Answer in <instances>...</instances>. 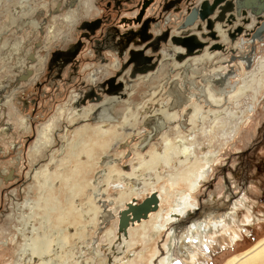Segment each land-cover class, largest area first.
<instances>
[{"label": "rangeland", "instance_id": "374dc122", "mask_svg": "<svg viewBox=\"0 0 264 264\" xmlns=\"http://www.w3.org/2000/svg\"><path fill=\"white\" fill-rule=\"evenodd\" d=\"M196 2L197 0H183L176 6V10L184 11ZM103 6L104 2L101 0H0V264H21L17 253L22 237L19 236V232L16 229L19 227L18 223L21 222V217L17 216L19 212L16 213L15 211L14 201L22 205L25 200L38 198L41 186H39V182L47 179V174L50 175L52 170L49 169L41 173L38 181L33 176L36 167L37 169L41 168L44 164L49 167V163L53 164L51 157L56 160L61 159L62 162L66 163L68 160L66 155L70 151L64 149L63 145L65 143L76 144L75 151H77L84 144H90L91 142L88 140L96 138L94 134H91L90 129L84 133L83 130L76 131L78 128L81 126L93 127L99 124L107 127L108 125L118 124L122 127V122H124L122 120L123 115L129 111V116L125 122L138 123L134 127L126 126L124 127L125 129L119 131L120 133L118 132L116 139L110 142V147L105 152L98 151L97 158L99 159L96 158L97 164L92 166L93 170L91 169L92 173L89 175L91 176L89 177V179L91 178V184L96 181L94 178L95 174L100 177L97 180V184H95L94 192L96 189L105 190L103 194L107 200H105L106 205H108V201L113 199V195L119 186L116 184L117 181L107 182V176L110 175L111 169L110 167L107 168L106 162L102 163V160H105L104 156L118 158L119 161H117L116 167L122 171H128L129 161L135 157V151H140L137 147V150H133V148L149 131V127L144 126V121L150 116L160 101L166 102L171 98L169 90L173 89L167 79L168 75L160 74L159 77L149 79L145 77L151 72L148 71L141 74L137 73L135 78L130 79L127 73H124L125 76L122 81L126 87L121 91V93H124L122 97L118 98L117 101L113 100L103 103V99L116 98L117 96L96 91L101 96V99L87 98L84 104L79 105L78 109L82 113L85 111L88 113L84 115L76 113L78 109L74 108L73 100L79 91L84 95L90 88H95L104 78L114 75L119 67H110L109 64L113 61L116 60L117 66H120L126 60V55L121 58L116 52L105 50L101 54L103 58L101 61L100 57L88 45V42L79 53V67L75 75L71 77L70 82H64V79L51 81V78L47 76L49 74L47 62L51 52L58 48H65L69 43L74 42L81 33L77 29L80 21L90 20L102 12L106 13L105 6ZM131 11L123 9L118 16L116 12L111 10L112 22L119 21V17L122 15L130 16L132 14ZM173 11L174 9H170L168 10L169 13L163 12L162 17H158L157 14L153 13L155 18L158 17L161 20L159 24H162V26L154 27V23L151 22L150 32L155 34L158 30L164 29L165 25L166 27L170 26L175 31L176 26L163 22L164 16L172 15ZM175 14H178V12ZM180 18L179 16L177 21L181 20ZM207 40L210 41L209 38ZM139 44L140 42H137L135 46ZM164 45L161 44V46ZM255 52H257L255 60L251 63L249 69L244 67L239 69V65L236 62H232V68L239 73L238 78L239 76L240 78L237 86L226 95V98L221 96L219 91H216L218 90V84L215 87L213 86V89L205 90L203 94L198 90L200 85H203V88L207 86L201 76L209 75L218 67L228 68L231 65L230 62L227 65L226 62L219 60L222 56L220 52L216 53L218 55L212 61L204 62L205 64H200L197 68L189 70L186 79H182L181 75L177 76L180 73L179 71H181V67L179 69L173 66L174 72L170 74V79H175L177 76L176 79L179 82L177 84L186 92L187 96H190L191 93L197 94L198 98H195L194 95L190 96L188 103H190L193 112L194 110L197 112L195 115L199 113L203 115L202 125L200 124L202 128L200 125H190L191 127L194 126L193 128H199L197 143L198 147L202 146V149L196 150L195 155L201 157L206 152L209 143L216 153L220 152L218 153L219 160L206 167L208 176L192 192L193 207L173 222L168 230H165L154 241V244H149L146 247L145 250L152 251L155 249L152 264H160L161 260L171 252L172 264H195L187 260L184 254L179 251V249L184 251L183 247L186 245L181 247L183 241L180 243L177 234H180L183 229V231L188 229L191 223L209 220L210 215H213V218H211L215 220L220 218L232 206V202L235 203L239 197L243 199L244 204L237 203V213H235L234 220L226 218L227 214L224 219V225H232L235 228H239L242 234L241 239L231 243L230 239L226 237L227 240L223 241V243L222 241H216L220 236L219 232L209 233L216 240L209 239L211 247L204 255V260L199 258V262L202 261L201 263L204 264H225L234 257H237V259L233 260V264H242V262L243 264L249 262V264H261V262H264V144L259 148V151L253 155L251 154L252 157L248 156L244 161H240L239 165H236L238 163L235 159L236 152L243 150L245 142L248 143L257 136V127L261 124L260 120L262 119V114L256 113L253 116L250 110L264 91L262 89L263 91L258 93L260 78L264 76V63L261 62L264 60V40L257 45ZM228 54L226 53L225 55L228 57ZM102 67L108 68V73L105 75L98 74L94 81H90V72L95 69H102ZM27 68H30L32 73L27 80H20V76L26 72ZM54 73L53 71L50 77ZM248 75L251 77L245 83L246 90L244 89V93L240 96L234 97L233 95L238 87L242 85V78ZM67 77L68 73L63 71L62 78ZM210 94L219 98V103L212 102L209 97ZM17 96L28 99L30 101L29 105L24 106L22 101L17 102ZM106 103L112 105L106 110V114L116 117L113 122L97 118V110L106 106ZM182 108V106L178 108V113H180L178 120L181 118ZM189 114L190 112L187 113V116ZM213 117L220 118H216V120ZM192 122H195V120ZM197 122L198 120H196ZM232 122H239L238 132L235 135L232 129H229ZM173 124H169V128L164 133L167 132L171 135ZM210 125H214L215 138L211 137L207 132L210 130ZM181 133L187 134L188 130H182ZM230 136H233V138L230 139ZM173 137L174 135L171 136V138ZM158 139L152 143L158 142ZM92 145L94 148L95 144L92 143ZM153 148L154 146L151 145L141 151V153L152 151ZM61 150L65 151L62 153ZM226 160H229V164L233 167L235 176L224 170L226 165L223 164ZM73 163L74 158L71 159L70 164H63V166L70 167ZM257 164L258 168L256 169ZM102 169L106 170L103 174L104 176L98 174ZM227 176H230V178ZM163 182L166 184V179L160 180L158 185ZM140 184H143V182L141 181ZM124 186L126 185L124 184ZM124 186L120 185L121 188H124ZM88 192H91L90 188H88ZM175 192L172 189L170 190L172 195ZM153 194L157 195V192ZM12 196L15 197L14 200H12ZM230 196H233L231 200ZM62 197L59 199L63 202ZM126 197L123 200L125 208L129 202L141 204L147 198L144 192L139 195L138 193L132 194V198H130L131 195ZM79 199L83 200V204H89L87 209H91L90 203L85 201L83 196ZM172 199H174L173 196L167 198L161 202L160 206L167 207ZM95 204L99 205L96 201ZM158 205L155 209H158ZM125 208H122L120 213L123 210H128ZM24 212H27L26 209H24ZM37 212L40 215V211ZM150 213L151 211L149 210L148 214ZM125 215L128 221L123 226L119 223L120 226L118 225L117 231H114L117 237L113 239L112 245H117L120 241V238H118V235L122 232L119 231L120 227H129L128 224L130 222H136V218L131 219V217H134L131 211H126ZM243 215H250L252 220L249 223H243ZM112 222L113 219H110L103 225L102 232L99 233L102 237L99 234L94 235L96 240H98L95 244H100L101 246L108 244V241L102 242L103 233L111 229ZM34 225L41 229L38 219L34 221ZM46 225L49 226L50 223H45ZM66 227H68V224L64 225V228ZM173 228H176L175 237L173 239L171 236V239L170 232ZM16 234L17 241H14ZM70 241L74 242L72 239ZM178 244H180V247H178ZM167 245H171L170 251ZM193 245H195V250H203V244L197 245L195 241ZM255 245H258L257 248L251 251V248ZM111 248L113 246L109 248L112 252L111 255L107 253L108 255L101 256L103 261H107L108 264L111 263L115 254ZM109 249L102 248L101 250L106 252ZM147 254L148 256L150 255V253ZM74 260L75 258L72 260L69 256L64 257L65 264H69L70 261V264H73Z\"/></svg>", "mask_w": 264, "mask_h": 264}, {"label": "bare ground", "instance_id": "6f19581e", "mask_svg": "<svg viewBox=\"0 0 264 264\" xmlns=\"http://www.w3.org/2000/svg\"><path fill=\"white\" fill-rule=\"evenodd\" d=\"M246 1L253 3L255 6L258 4V0H237L238 7L235 9L234 15L237 18L240 17L239 19H241L242 15L239 7H245ZM263 13L264 8H261L259 11L252 13V15H249V13L247 14L252 22L254 18L263 15ZM170 20L171 16H167L165 19L166 22H169ZM251 22L250 24L246 25L248 28V33L254 29L251 26ZM216 26L221 40L229 44L228 46L234 48L236 54L232 55L226 51L223 53L220 52L222 56L219 60L221 62H226L227 65L230 62L231 65L224 71L217 68L209 75L201 76L205 83H207V86L203 88V85H200L198 86V90L201 94H203L205 93V90L213 89V86L215 87V85L218 84V90L216 91H219L220 95L226 98V95L231 90L233 91V89L237 86L238 80L240 78V76L238 78L239 73H237L234 68H232V62H236V64L239 65V69H241V67L249 69L251 63L254 62L256 55L255 51L254 53L249 52V47L250 45L254 44L256 49V43L259 41V43H262V41L261 38L258 41V38L251 41V37L249 36L245 39L242 37V39L235 40L233 43H231L227 37V32L222 29L220 25ZM172 33H175V31ZM164 46L165 49H163V46L161 47L162 56L159 61L158 68L152 72H149L150 74L145 75V77L152 79L159 77L160 74L168 75L167 79L170 81V85L173 89L169 90V93H171V98L166 102L160 101L158 106L144 121V126L149 127V131L144 135L142 140L137 143L135 148H133V150H137V148H139L140 151H135V157L129 161L130 165L128 171H122L116 167V163L119 161L118 158L104 156L105 160H102V163L106 162L108 166L106 167H110L111 169L110 175L107 176V182L110 183L117 181L116 184L119 186V188H117L118 190H116L113 195V199L109 200L108 205H106L107 200L103 194V191L105 190L96 189L94 192L96 188L95 184H97V180L100 177L95 174L96 176L94 178L96 181H94L95 183L92 182L93 184H91V178L89 179L91 176L89 175L92 173V166L97 164L96 158L98 156V151L105 152L107 148L109 149L110 142L113 139H116V135L119 131L125 129L124 127L126 126L134 127L138 123L125 122L129 116V111L125 112L123 115L122 120H124V122H122V127L118 124H113L111 126L108 125V127L99 124L93 127L81 126L77 130L75 129L76 131L83 130L84 133L90 129L91 134H94L96 138L88 140L91 143H87V145L84 144L77 151H75V147H77L76 144H69V142L68 144L65 143L63 145L64 149H68L70 151L67 152L66 158L68 160L67 162L65 161L66 163L62 162L61 159L56 160L54 157H51L53 164L49 163V167L47 164H44L41 168H38L40 169L39 171L37 167L35 168L33 176H35L38 181L41 173L49 169L52 171L50 175L47 174V179L39 182V186H41L39 188L40 192L37 199L25 200L22 205L14 201L15 211L16 213L19 212V215L17 216L21 217V222L18 223L19 227L16 228L19 232V236L22 237V242L17 253L19 256V262L21 261V264H65L66 262L64 261V257L66 256H69L72 258V260L75 258L73 264H108L107 261H103L101 256H106L108 255L107 253H110L111 255L112 252L109 248L112 246L113 248L111 249H113L115 254L110 264H143L144 262H146L145 264H152V257L155 254V249L152 251L145 250L146 247L149 244H154V241L158 239L165 230H168L173 222H175L182 214L187 212L188 209L193 207L194 202L191 199L193 194L192 192L195 191L199 187V183H201L202 180L208 176V170L206 167L219 160L218 153L220 151L216 153L209 143L206 152L201 157H197L195 155V151L198 149L201 150L202 146L198 147L197 143L199 128H193L194 126L191 127L190 125H202L201 120H203V115L200 113L195 115L197 112H195V110L193 112L190 103H188L194 93L190 94L191 97L187 96L185 94L186 92L180 87V85L177 84L179 82L176 78L177 76L181 75L182 79H186L187 72H189V70L197 68L204 62L212 61L213 58L218 55L216 53H219V51L212 52L209 51L207 47H205L202 49L203 52H200L201 54L194 55L182 60L181 62H178L175 59V54L179 51H182V49L169 44ZM226 53H229L228 57L225 55ZM245 56L250 58L249 62L246 61L247 57ZM261 62L264 63V60ZM173 66L179 69L181 67V71H179L180 73L175 79H170V74L174 72ZM114 67L118 68L119 66L116 64ZM249 77L251 76L248 75L242 78V85L238 87L237 91L233 95L234 97L240 96L242 93H244L246 85L245 83L248 81ZM259 83L260 90L264 85L263 77L260 78ZM194 96L195 98H198L197 94ZM209 97L211 98L212 102L214 101L215 103H219L220 101L219 98L213 97L211 94ZM118 98L120 97L117 96L113 99L117 101ZM102 102L104 103L110 101L108 99H103ZM111 106L112 105H110V103H106V106L98 109L96 112L97 118L103 121H115V116H109L106 114V110H108ZM181 106L183 107L181 109V118L178 120L180 116V113H178V108ZM188 112H190V114L187 116ZM76 113L84 115L88 112L85 111L82 113V111L78 109V112ZM176 120L177 122H175ZM194 120L195 122H192ZM196 120H198L199 124H197L198 122L196 123ZM171 123H174L171 135L167 132L164 133V131L167 129V126ZM212 123L214 124V122ZM238 127L239 122H232L230 123L229 129H232L235 135L238 132ZM213 129L214 125H210V130L207 132L211 135V137L215 138ZM182 130H188V133L183 134L181 133ZM172 135H174L173 138H171ZM232 138L233 136L230 139ZM157 139L158 142L156 141L155 143H152ZM92 143L95 144L94 148L92 147ZM151 145L154 146L152 151L141 153V151L147 149ZM64 151L61 150L62 153ZM72 158H74L73 165L70 167L63 166V164H70ZM105 171V169H102L98 174L103 175ZM162 179H166V184L163 182L158 185ZM141 181L143 184H140ZM124 184L126 186H124ZM120 185L124 186V188H121ZM128 186L129 188H127ZM88 188H90L91 192H88ZM171 189L176 191L174 195L170 193ZM141 192H144L146 197L153 196V193L157 192L156 198L159 202L158 209L151 210V213L148 214V216L135 220L136 222L134 223L130 222L128 224L129 227L122 229L119 228V231H122L118 235L120 241L117 245H112L113 239L117 237V234H114V231H117V227L120 223L119 213L122 208H125L123 205V200L127 198L126 196L131 195L130 198H132V194L138 193L139 195ZM61 196H63V202L59 199ZM81 196H83L85 201L90 203V210L87 209V205L89 204H83V200L79 199ZM171 196H173L174 199L168 203L167 207L164 208L160 206L161 202L165 201ZM12 197V200H14L15 197ZM95 201L100 206L95 204ZM237 203L244 204L241 202V200H237L232 207L234 209L233 211H230L229 213H223L221 217L217 218L216 220L212 219L213 215H210L209 220L191 223L188 229L181 231L180 234H177L180 243L183 241V245L181 244V247L186 245L183 247L184 251H181L182 249H179V251L184 254L187 260L195 264H204L201 263L202 261L199 262V258L204 260V255H206V252L209 251V248L211 247V245H209V239H215L209 235V233H220L219 238H217L218 240L215 239L216 241L223 242L226 241V237H228L230 242L233 243L234 241L241 239L242 234L239 228H235L232 225H224V219L227 214L228 216L226 218H231L234 220V217H231L230 215L237 213ZM246 208L249 209L247 206ZM24 209H26L27 212H24ZM37 211H40V215ZM36 219H38L41 229L34 225V221ZM110 219H113V225L111 229H108L107 232L103 233L102 240V242L108 241V244L105 246L95 244L98 240H96L94 235L101 233L103 225ZM251 220L252 217L250 215H243V223H249ZM45 223H50V225L45 226ZM65 224H68V227L64 228ZM175 231L176 228L171 230L170 238L172 236L174 239ZM16 238L17 234L16 237H14V241H17ZM70 239H72L74 242H71ZM195 241L197 245L203 244V250L194 249L195 245L193 244ZM167 246L168 250L170 251L171 245ZM257 246L258 245L253 246L251 251L256 249ZM178 247H180V244H178ZM178 247L176 246V248ZM102 248L109 250L102 252ZM147 253H150V255L148 256ZM90 255L92 256L89 257ZM171 256L172 252L167 254L161 260L160 264H172L173 260ZM234 259H237V257L230 259L225 264H233ZM261 264H264V262H261Z\"/></svg>", "mask_w": 264, "mask_h": 264}, {"label": "water", "instance_id": "95a60500", "mask_svg": "<svg viewBox=\"0 0 264 264\" xmlns=\"http://www.w3.org/2000/svg\"><path fill=\"white\" fill-rule=\"evenodd\" d=\"M156 1L157 0H142L135 6V9L131 11L132 14L129 17H120L118 25L147 29L149 22L155 20V16L148 13L155 12ZM182 1L183 0H163L160 2L158 5L160 15H162L163 12H168L170 9H174L172 15L168 14L165 16V18L171 16V20L169 22L164 21V23H171V25L176 26L175 33H172L173 30L170 26L166 27L165 25L163 30H158L155 34L149 31L147 34L149 42L147 44H139L138 46H140V48H123V51L119 52L118 56L124 58L126 55V60L120 64L113 76L105 80L106 82H104V84L106 83L108 86L112 84L111 91H106L105 93L111 96L122 97L124 93H121V91L126 87L122 81V78L125 76L124 73H127L130 79H133L137 76V73L141 74L156 70L162 56L161 44L180 47L182 51L175 54V59L181 62L186 58L200 54L205 47L212 52L219 51L223 53L226 51L232 55L236 54L234 48L228 46L229 44L221 40L216 25H220V27L227 32V37L231 43L235 40L242 39V37L245 39L250 36L251 41L257 38L258 41L261 38L260 34L264 25V20L257 17L255 28L248 33L246 25L250 24L251 19L248 17L246 10H241L242 19L234 15L235 9L238 7L237 0H197L195 4H192L184 11L178 8V10H176V6ZM176 12H178V14H175ZM179 16L181 20L177 21ZM207 38H209L210 41L207 40ZM254 51L255 46L252 44L249 47V52L254 53ZM124 52L126 53L124 54ZM246 61L249 62L250 58L247 57ZM31 73L32 71L30 68H27L26 72L22 74L19 79L27 80ZM128 83L130 84V82ZM101 85H103V83H101ZM91 94H94L97 100L101 99V96L95 94L92 90L74 101V106L79 107V105L84 104ZM16 101H22L24 106H27L28 103L27 99H23L20 96L16 97ZM157 201L156 195L153 194V196L147 197L141 204L129 202L127 204V209L131 211L134 216L131 217V219L136 218V220H138L146 217L148 211L154 210L158 205ZM128 210H123L120 213L121 226L128 221L125 215ZM120 228L122 229V227Z\"/></svg>", "mask_w": 264, "mask_h": 264}, {"label": "flooded vegetation", "instance_id": "af4514ba", "mask_svg": "<svg viewBox=\"0 0 264 264\" xmlns=\"http://www.w3.org/2000/svg\"><path fill=\"white\" fill-rule=\"evenodd\" d=\"M101 1L104 2L105 7L104 6L103 7L106 9L105 10L106 13L102 12L101 14L97 15L96 17H94L90 20H81L79 25H78V28H77L79 31H81V33L76 38V40L74 42L69 43L65 48H58V49H55L54 51L51 52L50 57H49L48 62H47V69L49 71L48 72L49 74L47 76L49 78H51V81H53V80L54 81H58V80L61 81L64 79V82H70L71 77L73 75H75L77 68L79 67V61H80L79 53H80L81 49L86 45L87 42H88V45L91 47V49L94 50V52L100 57V59L102 61L103 58L101 55H99V53H101V51H104L105 49H113L114 52H116L118 54L119 52H122L123 48H125V47L133 48V46H130L133 42H134V46L136 45L137 42H140V44H142V43L147 44L149 42L148 41L149 38H148L147 34L150 31L151 22L154 23V27L162 26V24H159L161 22V20H159L158 17H162L163 14L160 15V13H159L160 11H158V9H159L158 5L163 0H157L156 1L157 4L155 5V7H158V8H155L157 10H154L155 11L154 13L157 14L158 17L155 18L154 21L151 20L149 22L147 29H143L142 27H140V28L130 27V26L124 27V26L118 25L119 21H116L117 23L112 22L113 19L111 17V10L113 12H116L117 15L119 16V13L121 12V10H123V9L133 10V9H135V6H137V4L140 3L142 0H101ZM245 4H246L245 7L244 6L239 7V9H240V11L242 9H245L246 12L249 13V15H252V13L259 11L261 8H264V0H258L257 6H255L253 3H250L247 1ZM150 13H148V14H150ZM122 16H124V15H122ZM152 16H153V13H152ZM127 17H129V16H127ZM259 17L261 20H264V13H263V15H261ZM166 18L164 16L163 22L165 21ZM241 19H242V17H241ZM256 21H257V18H254L251 22V26L253 28H255ZM121 28H123L122 29L123 32H121L122 31ZM160 30H163V29H160ZM260 36H261V41L263 42V40H264V38H263L264 37V25H263ZM116 39H118V40L116 41ZM116 48H118V49L116 50ZM116 64H117V62L113 61L109 65H110V67L115 68L114 65H116ZM225 70H226V68H225ZM53 71L55 73L53 74L52 77H50V74L53 73ZM63 71L68 73L67 78H62ZM106 73H108V68H106V67H102V69H98V70H96V69L92 70L90 72V78H91L90 81H94L95 76L97 77L98 74L105 75ZM111 76H113V75H110V76L104 78L101 82H99L95 86V88H90L85 93H88V92L93 90L95 92V94L98 95V93H96V91H100V92L111 91L112 84H111V86H108L106 83L104 84V82H106L105 80H107ZM263 79H264V76H263ZM101 83H103V85H101ZM262 89H264V85L260 90H258V93H261V91H263ZM81 95L82 94L79 91L78 95H76L73 102L75 100H78L81 97ZM88 98L95 99L96 96L94 94L93 95L91 94V96H89ZM111 99H108V100L109 101L114 100L113 98H111ZM257 100L258 101L251 108L250 112H251V115H253V116L256 115V113L262 114V119L260 120L261 124H259V126L257 127V136L255 138H253V140H251L250 142H248V143L245 142L246 144L243 146V150L236 152L235 159L238 163L236 165H239L240 161H244L245 159H247L248 156L252 157V155L255 152L259 151L260 150L259 148H261L264 144V91H263L261 97L258 98ZM27 101H28V103H27V106H28L30 101L28 99H27ZM75 108H77V107H75ZM242 122H243V120H242ZM168 126H167V128H168ZM250 126H251V123H250ZM229 163H230L229 160H226V162L223 164V165H226L224 170H227L230 175L232 174L233 176H235V171ZM257 168H258V164L256 165V169ZM227 177L230 178V176H227ZM227 177H226V180H227ZM232 197L233 196H230V200L232 199ZM237 200H241V202H243V199L240 197L238 199H236V201ZM231 205L232 206L228 209V211L226 213H229L230 211L234 210L232 208L234 206V202H232ZM236 209H237V206H236ZM185 213H187V212H185ZM230 216L235 217V213L231 214Z\"/></svg>", "mask_w": 264, "mask_h": 264}, {"label": "crops", "instance_id": "0c3cea01", "mask_svg": "<svg viewBox=\"0 0 264 264\" xmlns=\"http://www.w3.org/2000/svg\"><path fill=\"white\" fill-rule=\"evenodd\" d=\"M122 29H123V28H121V30H122ZM121 32H123V30H122ZM117 40H118V39H116V41H117ZM258 44H259V42L256 43V47H257ZM130 46L135 47V46H134V42H133ZM141 46H142V45H141ZM163 47H164L163 49H165V46H163ZM118 48H119V47H118ZM118 48H116V50H117ZM135 48H140V46H138V47L136 46ZM105 50H108V51L112 50V51H114L113 49H105ZM105 50H104V51H105ZM102 53H103V51H101V53H99V55H101ZM125 53H126V52H125ZM125 53H124V54H125ZM256 53H257V52H256ZM115 62H116V60H115ZM225 68H227V67H225ZM225 68H224V67H218V69H220V70H223V69L225 70ZM213 71H214V70H213Z\"/></svg>", "mask_w": 264, "mask_h": 264}]
</instances>
